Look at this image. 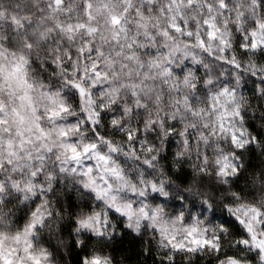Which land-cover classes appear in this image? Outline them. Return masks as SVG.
<instances>
[{
	"label": "clouds",
	"instance_id": "9594fccd",
	"mask_svg": "<svg viewBox=\"0 0 264 264\" xmlns=\"http://www.w3.org/2000/svg\"><path fill=\"white\" fill-rule=\"evenodd\" d=\"M0 105L5 255L264 264V0H0Z\"/></svg>",
	"mask_w": 264,
	"mask_h": 264
},
{
	"label": "snow or ice",
	"instance_id": "6c2138e0",
	"mask_svg": "<svg viewBox=\"0 0 264 264\" xmlns=\"http://www.w3.org/2000/svg\"><path fill=\"white\" fill-rule=\"evenodd\" d=\"M189 3H191V0H189ZM114 22L118 23V20H115V18H114ZM170 27H172L176 31H181L182 30V25H175L174 24V25H170ZM209 35H214V33H209ZM251 46L252 47H256V41L255 40H253L251 42ZM95 67L96 66L93 65V69L94 70H95ZM95 75L97 77H99L101 75V73L99 71H95ZM77 87L79 88L80 86L77 85ZM80 91H81V94H83L84 89L80 88ZM25 98L26 97H21V99H25ZM0 111H3V105H0ZM14 112H16L17 116L19 117V122L22 124L24 122V116L22 114H20V112L18 110H16V109H14ZM0 123H6V121L0 120ZM236 139H237V137L233 136V140L235 141ZM85 151H87V148H85ZM73 153H74L75 157H78L80 155V153L78 151H76L75 149H73ZM227 167H228V165L225 164V166L220 169V172L226 174L225 170H226ZM233 171H235L234 168H233ZM248 211L255 212V214H256L255 218H258L259 215H260V210H258V209L251 208V209L245 210V215H247ZM41 219H42V217H36V219L29 226V228L30 229L31 228H35L37 221H39ZM241 222L244 223V221H241ZM82 223H84L85 225H87L89 227L91 226L88 221H83ZM248 230H249V232L252 231V228H251L250 224L248 225ZM189 235L191 236V233H189ZM16 239L19 240V236H17ZM253 239L255 240V239H257V237L255 235H253ZM259 243H260L261 247H264V240L259 241ZM190 244L192 245V247H187L184 243H173L172 246L175 249H181V248H186L187 247L188 251H194L196 246L217 247L213 243V241H211V240H208V239L201 240V239L195 238V237H193L191 239ZM0 247H2V246H0ZM25 252H27V257L31 261V264H42V260H41L40 257L41 256H46V253H43V252L39 253L38 255H33L28 250V248H25ZM229 261H230V264H237V261L234 258H232V257H229ZM0 264H24V260H23V258H21L18 261H15L10 254L5 255L2 251H0ZM83 264H103V262L101 261V259L98 256H93L91 259H89L87 256H85L84 259H83Z\"/></svg>",
	"mask_w": 264,
	"mask_h": 264
}]
</instances>
